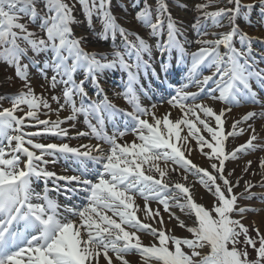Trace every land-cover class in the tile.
<instances>
[{"label": "snow or ice", "instance_id": "obj_1", "mask_svg": "<svg viewBox=\"0 0 264 264\" xmlns=\"http://www.w3.org/2000/svg\"><path fill=\"white\" fill-rule=\"evenodd\" d=\"M43 2L47 11L41 14L37 9L38 0H0V60L15 67L16 76L24 81L26 89L8 97L12 101L11 108L0 110V138L7 141L5 147H0V264H93V261L98 264L101 254L107 264H113L110 252L120 264H129L125 257L133 251L141 256L145 264L151 261L156 264H264V235L258 228L254 229L259 237L257 248V240L249 235V228L241 223L245 213L257 209L242 207L238 203L239 199L250 198L245 193L254 185L245 182V193L236 194L233 189L238 186L239 181L233 184L224 175L225 160L236 159L238 152H247L257 147L253 144L257 139L255 129H252L253 134L244 145L226 153L225 140L227 136L238 134L236 128L241 121L234 122L233 131L226 136L223 117L231 109H221L217 113L208 104L195 103L198 94L185 92L183 88L168 101L173 107L180 108L182 117L175 121L169 119V114L157 117L154 111L142 107L132 88L137 79V72L133 69L139 70L142 63L145 68L148 66L143 61V55L151 53V45L138 33L128 32L117 23L111 11L112 0H78L90 27L93 16L100 20L103 38L111 35L114 39L117 33L123 38L124 50H114L111 60L108 59L107 53L88 52L82 47L85 38L77 37L72 28L77 22L73 15L75 5L70 6L64 0ZM228 3L234 7H221L211 12L204 11L209 6L207 4L196 5L197 11L202 12L203 19H210L212 26L221 27V20L226 17L231 30L211 33L218 36L216 39L196 40L201 47L191 54L189 76L191 77L201 65L214 68L212 75L195 81L203 86L213 81L214 77L218 78L215 81L216 88L208 93L209 99L229 105H238L242 99L256 104L260 101L252 81L264 89V69L256 67V61L251 57V39L241 31L236 18L241 13L246 18L248 11L256 4L264 15V0H256V4H243L241 0H228ZM22 16L28 17L34 23L39 20V29L44 35L38 37L36 32L29 31L26 24L19 22ZM135 19L149 29L153 36L162 34L166 26L167 40L158 42L157 48L162 52L176 49L183 59L186 52L178 38L183 33L172 18L167 0H157L154 10L148 0H143V7L136 12ZM200 19L201 17H197V23L192 27L199 37L207 36L209 33L206 31V25H201ZM132 35L135 36V42L128 39ZM237 36L241 48H237L233 43L234 37ZM18 41H23L27 47H22ZM221 45L226 49L223 54L219 51ZM29 50L36 56L42 53L50 54L49 59L43 61L40 71L47 80V70H52V89L63 85L64 102L60 103L59 96H52V100L59 106L57 113L64 110L66 105L70 107L72 114L65 120L39 119L41 107L50 109V105L43 96L35 94L28 79V65H21L22 58H28L34 64L38 63L28 57ZM126 56L129 59L134 57V62L129 63L125 59ZM117 66L128 73V87L124 95L133 105V111L125 115L131 118L132 124L130 127L126 126L124 131L115 130L109 136L105 131V117L102 113L109 109L115 110V106L108 101L107 96L99 103L91 101L90 98L86 103L84 81L77 83L74 73L83 69L86 76H90L102 92L96 74ZM186 87L188 85H184V88ZM217 92L218 95L215 94ZM77 96L80 98L79 106L75 99ZM189 99L193 101L192 104L185 103ZM21 105H26L27 111L23 116H17L16 112L21 110ZM78 115L84 116L93 136L109 145L107 151L100 144L81 145L76 148L67 143H36L32 139L45 134L67 137V129L61 125L67 120H76ZM256 115L255 112H248L242 120L247 121ZM260 115L264 116V112ZM146 116H150L153 122L142 118ZM91 119H95L97 123L92 124ZM212 119L215 126L211 123ZM26 120L34 123L26 124ZM198 125L202 126L210 139L201 134V127ZM181 126L188 129L187 135L183 137ZM25 127H36L39 130L24 132ZM249 127L251 128V125ZM129 131L140 143L135 140L131 143L118 142ZM243 131L240 129L239 134ZM77 135L88 133L80 132ZM190 137L197 142L202 154L210 160L218 161L211 163L212 172L198 167L185 157V150L190 151L186 144L178 146L177 142L187 141ZM13 142L15 147L12 146ZM205 147L210 149V152H204ZM81 148L86 150L81 151ZM93 151L100 155H93ZM18 153H23L26 157L23 168L19 167L21 160ZM57 154L75 157L82 165L90 160L101 166L95 181L82 178V175L56 177L57 180H64L67 185L75 182L80 186L67 187V192L84 193L85 203L80 206L65 205L62 212L61 206L47 195V189L44 195H41L34 192L31 186L33 177L37 180L43 179L47 183L55 176V173L47 171L42 165L49 162L45 156ZM159 161H163L165 165L171 161L185 172L197 175L199 183L215 198L212 208L208 209L196 202L189 186L183 183L170 185L166 182L165 177L169 169L160 167ZM145 164L149 165L148 172L154 171L160 178L145 174ZM248 166H251V161H248ZM260 166L264 169V159L261 160ZM231 175V172L228 173V176ZM184 179L186 180L187 176ZM162 193L173 194L161 198ZM135 194L144 198L143 209L135 204ZM33 199L43 200L44 203H33ZM149 199L158 200L164 210L169 212L170 219L175 218L178 225L191 234V238L166 234L162 228L141 221L137 216L138 211H143L146 219H156L160 216L158 209L153 211L149 208ZM170 200L174 202L173 205H170ZM172 206L178 207L189 218L194 217L193 226H188L176 216L171 211ZM235 215L240 219L233 218ZM69 217H78V222ZM21 221L26 228H35L36 233L25 236L22 232L12 231L14 222L18 224ZM158 223L163 225L162 217ZM138 232L151 234L158 241V245H144L137 235ZM18 241L23 243L22 247ZM169 242L174 246V250L169 248ZM13 245L18 250L11 251L10 247ZM206 246L210 251L203 254L202 250ZM184 247L190 250V254L183 250ZM248 247L255 250V260H249Z\"/></svg>", "mask_w": 264, "mask_h": 264}, {"label": "rangeland", "instance_id": "obj_2", "mask_svg": "<svg viewBox=\"0 0 264 264\" xmlns=\"http://www.w3.org/2000/svg\"><path fill=\"white\" fill-rule=\"evenodd\" d=\"M65 3H68L70 6L75 5L74 10H73V15L76 18V23L72 25L73 28V32L77 37H84L85 39L82 42V47L84 48L85 51L88 52H95V53H104V51H107V47L104 46V48H100L101 45H104L103 43H106L107 41H109L111 44L117 46V44H119L120 42H122L123 38L119 35V33L116 35L117 38H112V37H108V38H103V36L101 35L102 33V25L100 23V20L96 17L93 16L92 18V26H89V22L87 20V18L84 16L82 8L80 6V4L78 3V0H64ZM195 2V6L198 4H207L209 5L206 9H204V11H216L219 9V1L218 0H167L168 3V8L170 13H174L176 15H179V22H177L178 28L180 29V31L183 33L182 36H179L178 38L180 39L181 43L184 45V47L188 50H192V49H196L194 50V52H196L199 47H201V45L196 44V42L192 43V36L190 34H188L186 32V28H188L189 25L188 23V19L185 16V14L190 13V8L191 5ZM241 2L243 4H248V3H253L256 4V0H241ZM148 3L152 6L153 10L156 8L157 6V0H148ZM194 5V4H193ZM143 7V0H112L111 3V11L112 14L116 17L117 19V23L124 27L125 29L130 28L131 33H138L140 36H142V38H144L147 43L149 44V41L151 39L155 40L154 38L157 39H163L165 36H167V32L166 30L163 31L162 34L157 35V36H153L150 33V30L145 28L140 22H138L135 19V14L136 12ZM234 7V5H233ZM37 9L38 11L41 12V14H44L47 10L44 8V2L43 0H38V4H37ZM197 11V10H196ZM181 15V16H180ZM202 16V12L198 11V14L196 16L195 19H193L192 21L197 23V17H201ZM155 19V13L153 14V20ZM173 19H175L173 17ZM208 21L206 24V28H216V30H219L220 32H227L231 30V26L229 25L228 19L225 17L221 20V27H214L212 26V22L210 19L208 20H204L202 17V20H200V23L202 25L203 22ZM20 23H24L28 26L29 31H33L36 32L38 37H42L44 35V33H42L39 29V20H37L35 23L32 22L28 17H24L22 16L20 21ZM236 23L240 26V29L242 32L246 33L248 35V37L251 39V57L252 59H254L256 61V67L260 68V69H264V47L262 43H264V39L260 38L264 37V15L261 14L260 11V7L258 4H256V6L251 9L250 11H248L247 17L245 18L244 14L241 13L240 16H238L236 18ZM142 27L144 28L145 32H147V35H149L148 37H145L144 35H142ZM249 27V29H248ZM18 31V30H17ZM81 33H83L84 35H81ZM88 34H91V36H88ZM259 35V36H256ZM198 36V35H195ZM97 38L100 40L98 41ZM190 38V39H189ZM212 38V37H211ZM185 39V43H183V40ZM204 39V38H203ZM90 40H95L97 42H92ZM133 40V39H132ZM262 42V43H261ZM18 43L21 44L22 47H27V45L24 44L23 41H18ZM233 43L235 44V46L237 48H241V44L239 41V36L234 37L233 39ZM193 47V48H192ZM246 50V49H245ZM219 51L221 52V54H223L226 49L223 47V45L220 46ZM193 53V51L191 52V54ZM50 54L45 55V54H40L39 56L34 55L31 50H29L28 52V57H32L33 60L37 61L38 63L34 64L31 63L29 61L28 58H25L27 61V65H28V69H27V74H28V79L30 80L31 83V87L34 90L35 94L37 96H43V98H45L48 101V104L50 105V109L47 108H43L41 107V109L39 110V119L43 120V119H50L51 121H55L57 120L55 117H57L59 114V112L57 113L56 109L59 107L58 104L52 100V96H59L61 97L60 103H63V99H62V94L60 92V90L62 89L61 85H59L56 89H52L50 87V78L53 75V72L51 71V69L47 70V77L49 79H45L44 76L41 74L40 71V67L42 66V63L44 60L49 59ZM25 59H22V63H26ZM83 69H78L76 73H74V79L76 80V78H79L82 73H83ZM215 71L214 68H209L206 65H201L200 69H198L194 74H192V78L191 81L188 80L184 85H188V87H186L185 92H190V93H197L198 97L197 100L195 101V103H205V101H215V100H211L208 97V93L210 90L215 89L216 88V80L218 78L214 77L213 81H209V83L207 85H198L197 83H195V81L197 80H203L204 76H209L212 75V73ZM189 75V69L187 71H184ZM113 81V80H112ZM106 82L108 83V85L106 84L105 86L108 87L107 90H112V92L117 91L116 90V81L113 82ZM252 85L253 88H256L258 95V99H259V103L253 104L250 102H246L245 100H241L240 103L238 105L236 104H225L222 102V105L228 109L230 108L231 111H227L225 113V116L227 117V119H231L233 117H238L239 116H245L248 112H255L257 113V115L252 118V122L253 124L251 125V128L248 126H242L245 129H243V133L240 134L236 139L232 138L233 144L234 145H242L245 141L243 142H238L240 138H243L246 133L249 134L252 129H255V133L258 132H264V128H260L261 126H264V116L260 115L262 112H264V89L260 88V86H256V82L252 81ZM201 87H203V91H201ZM88 88V87H87ZM21 90H25L24 88V81H22L21 79H19L16 76V69L13 68V66H9L7 63H5L4 61L0 60V110H3L4 108H11L12 106V101L10 99H8V97L11 96H15L17 94H19V92ZM87 90V89H86ZM87 92V91H86ZM216 95L218 94L215 93ZM173 96L172 94H169ZM186 104H192L193 101L191 99H189L188 101H185ZM21 110H18L16 112L17 116H23L24 113L27 111V106L26 105H21L20 106ZM241 110V111H239ZM65 113H69L68 112V108H64V110H62ZM71 113H69L70 115ZM227 120V122H228ZM26 124H32L34 123L33 121L30 120H26L25 121ZM70 124L73 125H79V128L81 130L82 126L81 124L78 122L76 123L75 120H69ZM258 123V125L256 124ZM62 128L66 129L65 127H63L61 125ZM224 131H227L228 127L229 129L232 128V126H228L225 125L224 123ZM78 129V128H77ZM39 129L36 127H25L23 129L24 132H36ZM68 132V131H67ZM10 134H15V133H10ZM227 134V133H226ZM77 136H72V134H70L68 132L67 137H59V136H54V135H50V134H45L42 136H37V137H33L32 139L34 140V142L36 143H43V144H49V143H55V144H61V143H67L69 144L71 147H77L79 146V144H85L81 141H83L84 139H86L88 136L84 135V139L83 138H79L81 139V141H79L78 144H74V143H70L68 141L73 142V140L70 139H74ZM127 137V136H126ZM77 139V141L79 140ZM261 144L258 145L254 150H248L247 152L241 151L237 153V158H245L247 156H250L251 154H254L256 152L261 153V155L264 156V135H262L261 137ZM231 141V142H232ZM7 145V141L4 140L3 138H0V147H5ZM13 147H15V142H13ZM28 146V145H25ZM95 146V145H94ZM103 146V145H102ZM78 148V147H77ZM109 148V146L104 147L105 151H107V149ZM37 154L39 155V151L37 150ZM18 155L20 156V160L21 163L19 165L20 168H23L24 166V161L26 160V157L23 155V153H18ZM59 155V154H58ZM45 156V159L48 160L49 162L46 165H42L43 167L46 168L47 171H52L53 167H57L58 168H62L61 173L64 176L67 173V169L63 168L64 164L62 163V161H60L61 159L66 160V158H61L60 156ZM261 157V156H259ZM8 158V157H6ZM69 160V159H68ZM237 160V159H236ZM69 166V165H67ZM200 168H204L207 169L209 172H212L213 170L211 169V167H206V166H202L200 164L197 165ZM225 170V168H224ZM226 171V170H225ZM189 174L192 176L193 173L189 172ZM60 175V174H59ZM59 175H56L55 177H58ZM195 175V174H193ZM197 176V175H195ZM61 177V175L59 176ZM89 180H93L95 181L96 178L94 176H88ZM219 182V181H218ZM37 185V184H35ZM252 188L249 189L248 193H245V187L242 190V193H245L246 196H250V198L248 199H239L238 202L240 203L239 205H242V207H248V208H252V209H257V211H249L246 214L247 215H251L250 217H253V215L257 214L260 211H264V177H262V179L255 184ZM234 190V189H233ZM260 193H259V192ZM235 193V192H234ZM237 194V193H236ZM164 195H172V193H162L161 194V198H163ZM135 197H137L138 199L144 200V198L142 196H140L139 194H135ZM196 200V198H194ZM214 200L215 198L213 197V202L212 204H210V206L206 203H200L196 200V202L204 205L206 208L211 209L213 204H214ZM149 201L154 202V203H159L158 200L156 199H149ZM244 202V203H243ZM257 204V205H249V204ZM258 206V207H256ZM233 218L235 219H240V217L238 215H235ZM193 220L194 217H192V219H190V221H188V226H193ZM246 219L243 218L241 220V223H243L246 227L249 228V235L251 237H253L254 239L257 240V244L256 247H259V237H257L256 231L254 229H256V227L252 224H245ZM248 222V221H246ZM249 223H253L254 222H249ZM182 231H186V229L183 230V228L181 229ZM169 235H173L171 232L166 233ZM176 237H180V238H191V234L189 232L186 231L185 235H174ZM242 239V237H241ZM169 248L171 250H174V246L172 245L171 242H169ZM183 250L187 253L190 254V250L187 249L186 247L183 248ZM210 251V248H208L207 246L202 250L203 254H207ZM247 251L249 253V260H255L256 259V252L253 248L248 247ZM136 252H130L127 255L130 254H134Z\"/></svg>", "mask_w": 264, "mask_h": 264}, {"label": "bare ground", "instance_id": "obj_3", "mask_svg": "<svg viewBox=\"0 0 264 264\" xmlns=\"http://www.w3.org/2000/svg\"><path fill=\"white\" fill-rule=\"evenodd\" d=\"M219 1V8L221 7H225V8H231L233 7V4L228 3V0H218ZM194 4V5H193ZM191 5L190 8V13L185 14V16L187 17V19L189 20L188 23L189 25H191L192 19H195L198 11L196 6H195V2ZM181 16V15H180ZM195 24V23H193ZM203 25H206L203 24ZM249 29V27H248ZM209 35L207 36H203V37H195L192 36V42H196L197 39H203L208 37V39H216L218 38V36H214L211 35V33H221L219 30L216 29H207L206 30ZM192 34H194L195 30L191 29L190 31ZM225 32V31H224ZM81 35H84L83 33H81ZM88 36H91V34H88ZM212 37V38H211ZM92 42H97L95 40H90ZM197 43H195L196 45ZM104 45L107 46V44L105 43ZM186 54L188 53L187 49L185 50ZM186 63H188L189 67H191V62L188 60ZM200 69V67L198 68ZM197 69V70H198ZM116 71V69H115ZM105 78H107L108 80H112L109 78V75L107 74V71H104L101 73ZM113 79L115 76H112ZM189 80V78H188ZM163 81V80H162ZM161 83V80H159L158 78H153L151 79V83ZM256 91V88L254 89ZM49 100H47L48 102ZM205 104H208L209 106H211L214 111H216L217 113H219V111L221 109H226L224 106H222V103L220 101H205ZM150 111H154L157 117H163L165 114H169V119H171L172 121H175L179 118L182 117V112L180 110L179 107H173L172 105H167V104H163L162 106H155V108H149ZM241 111V110H239ZM59 114L57 117H55L56 119L59 118L61 120H65L66 117H68L69 113H65L63 111H59ZM144 119H148L150 123H152V119L150 116L147 117H143ZM201 118H203V114L201 113ZM243 116H239L238 117H233L231 119H227L226 116L223 117L224 123L225 125L228 126H233L234 122L236 121H241V123H239L237 125L236 131H237V135L235 136H227V134L229 132L233 131V127L231 129H227V131L225 132V135L227 136V139L225 140V152L226 153H231L233 150L237 149L239 147V145H234L232 138L236 139L240 134V129H245L242 126H248L252 125V119H249L247 121H243L242 120ZM211 119V118H210ZM228 120V122H227ZM211 123L213 126H215V121L214 119L211 120ZM258 125V123H256ZM63 127H65L67 129V131L72 134V136H77L74 139H70L73 140V142L68 141L70 143H74L75 145L79 143V141H81V139L79 138H83V136H78L77 133L80 132H84L79 128V125H73L70 124L68 122V120L62 124ZM182 127V131H181V136H185L187 135L188 129L184 126ZM198 127H201V134L204 135L206 138L210 139L209 135L203 131L202 126L198 125ZM224 127V124H223ZM78 128V129H77ZM225 128V127H224ZM260 128H264V126H261ZM256 132V131H255ZM227 133V134H226ZM252 131L249 134H245L243 135V138H240L238 142H243L245 141L242 145H244L250 138V136L252 135ZM257 136V139L253 141V144L257 146L261 144V137L262 135H264V132H258L255 133ZM88 136V135H87ZM77 139H79L77 141ZM84 139V138H83ZM136 141V143H140V141L136 138V136L134 134H132L131 136H127V137H123L121 141H119V143H131L132 141ZM173 140L175 142V138L173 137ZM232 141V142H231ZM83 143L85 142H89V140L86 138L83 141H81ZM178 146L186 144L187 147L190 149V151L185 150V157L189 160L192 161V163H194L195 165H202V166H206V167H210L211 163L213 162H217L218 161H214V160H210L207 156H205L204 154H202L200 147L198 146L197 142L192 139L191 137L187 140V141H179L177 142ZM182 150H184L182 148ZM204 152H210V149H208L207 147L204 148ZM261 156V157H259ZM237 159V160H236ZM236 159H227L225 160L224 163V175L226 177H228V179L233 183L236 184L237 181H239V184L237 187L234 188V192L239 194L242 193L243 188L245 187V182H250L251 184H255L258 183L262 177H264V169L261 168L260 166V162L262 159H264V156L261 155V153L256 152L254 154H251L250 156H247L245 158H236ZM248 161H251V166H248ZM159 166L160 167H167L169 169V173L168 175L165 177V181L169 182L170 185L174 184V183H183L185 184V186H189L192 194L194 196V198H196V200L200 203H206L210 206V204H212L213 202V196L212 194L207 191L205 189L204 186H202L199 183V177L195 176L192 174V176L189 174V172H185L183 168H180L179 166L173 164L171 161H169L167 163V165H165V163L163 161H159ZM60 168V167H59ZM58 166L57 167H53L52 170L53 171H57L59 170ZM64 168V167H63ZM149 168L148 164L143 165V169L145 170V174H151L156 176L157 179H159V174L156 172H148L147 169ZM175 168V171H172V169ZM247 168V171H245V169ZM232 173L231 176H228V173ZM187 176V179L185 180L184 177ZM33 180V179H32ZM37 181V180H35ZM40 181V180H38ZM37 181V182H38ZM35 189L38 190V186L34 185ZM259 192V191H258ZM260 193V192H259ZM173 194V193H172ZM183 202V199L181 198V203ZM148 206L151 210L155 211V210H159L160 216L156 217V219H146L145 218V213L143 211H138L137 212V216L141 219V221H143L144 223H148L151 224L153 227L156 228H162L163 230H165L166 233L171 232L173 235H185L186 231H182L181 227L178 225V222L175 218H171L169 216V212H166L164 210V207L162 204L160 203H154L148 200ZM170 205H173L174 202L173 201H169ZM239 203V202H238ZM244 203V202H243ZM135 204L139 206L140 209L144 208L145 205V200L138 199L137 197H135ZM240 204V203H239ZM243 205V204H242ZM240 205V206H242ZM251 206L253 205H257L255 203L253 204H249ZM258 207V206H256ZM171 211L175 213L176 216H178L181 220H183L187 225H188V221H190V219L184 212H181V210L178 207L172 206L171 207ZM109 215H111V213H108ZM251 215H247L246 213L244 214V218L246 219L245 224H252L254 225L256 228L259 229L260 233L262 235H264V211H260L257 214L253 215V217H250ZM160 217L163 218V225L159 224L158 221L160 219ZM74 221L78 222V217L77 218H72ZM254 222L253 223H249V222ZM191 226V225H190ZM138 236H140L141 241L144 245H151L153 243H156L158 245V241H156L153 236L147 232H138L137 233ZM109 255L112 257L113 259V264H120V262L118 260H116L115 255L113 253H109ZM125 259H127L129 261V264H145V261L141 258V256L138 253H134V254H130V255H126ZM93 264H96V261H93ZM98 264H107V261L104 259L103 255L101 254V256L99 257L98 260ZM149 264H156L155 261H151L149 262Z\"/></svg>", "mask_w": 264, "mask_h": 264}]
</instances>
